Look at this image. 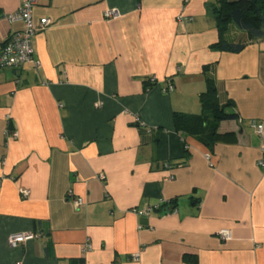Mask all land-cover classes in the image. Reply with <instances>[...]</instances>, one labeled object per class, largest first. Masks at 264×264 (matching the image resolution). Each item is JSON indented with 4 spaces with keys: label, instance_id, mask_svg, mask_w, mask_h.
I'll return each mask as SVG.
<instances>
[{
    "label": "crops",
    "instance_id": "obj_1",
    "mask_svg": "<svg viewBox=\"0 0 264 264\" xmlns=\"http://www.w3.org/2000/svg\"><path fill=\"white\" fill-rule=\"evenodd\" d=\"M20 4L0 0V54L23 28L7 19ZM216 5L39 0L34 21H52L32 39L39 64L0 69V264H264L250 124L264 122V37L234 22L221 32ZM220 39L246 46L212 48ZM210 93L239 115L212 149L198 137L211 115L190 132L175 122L203 115ZM15 233L35 237L12 246Z\"/></svg>",
    "mask_w": 264,
    "mask_h": 264
},
{
    "label": "trees",
    "instance_id": "obj_2",
    "mask_svg": "<svg viewBox=\"0 0 264 264\" xmlns=\"http://www.w3.org/2000/svg\"><path fill=\"white\" fill-rule=\"evenodd\" d=\"M215 14L219 30L224 31L228 24L234 22L239 28L248 32L251 39L264 37V0H218L215 6ZM246 46V43H229L220 39L212 45V48L223 51L239 52ZM205 73L208 66H205ZM202 104L204 113L201 116H193L182 113L175 115L177 130L194 131L201 122L202 118L211 115V122L203 125V129L199 131V140L209 146L211 149L220 139L228 137L217 133L219 124L225 120H237L239 115L227 112L229 105H220L215 99V93L203 96ZM232 136L229 134V137ZM196 260V259H193ZM84 262L80 260L79 264Z\"/></svg>",
    "mask_w": 264,
    "mask_h": 264
},
{
    "label": "built area",
    "instance_id": "obj_3",
    "mask_svg": "<svg viewBox=\"0 0 264 264\" xmlns=\"http://www.w3.org/2000/svg\"><path fill=\"white\" fill-rule=\"evenodd\" d=\"M188 0H185L187 2ZM39 0H21L20 7L18 10L12 14L7 16V19L11 22L14 21H22L23 28L21 30L15 31L11 37L4 44L1 54H0V69L3 68H18L25 66L27 64H39V62L35 58V52L32 44L33 37L41 30H44L49 25H51L52 21L49 18H42L40 22L36 23L34 21V8L38 5ZM121 14L118 10L108 9L105 11V17L107 19L117 18ZM168 90H173V86L169 85ZM251 126L254 128L257 135L260 137L261 143V152L264 156V122L258 120H251ZM18 137V132H11L9 129L6 130V138L14 139ZM259 165L264 167V157L259 160ZM167 168H171L170 164H167ZM101 178H104V175H101ZM173 178V175H170L167 179ZM23 195L28 196L29 190H22ZM69 196L72 198V191L69 192ZM73 204L76 207L81 206L84 203L83 198L77 197L72 199ZM152 206H148L144 209L134 208L133 212L138 215L149 214ZM220 236L229 240L231 238L230 230H222L220 232ZM35 237L34 234H26V233H15L9 237V242L12 246L19 245L28 240H32ZM91 245L89 243L86 244V249L89 250ZM81 264H84L82 262Z\"/></svg>",
    "mask_w": 264,
    "mask_h": 264
}]
</instances>
